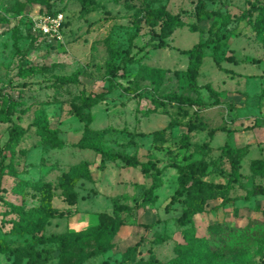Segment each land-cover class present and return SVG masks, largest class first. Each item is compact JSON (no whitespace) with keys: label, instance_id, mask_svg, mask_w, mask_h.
<instances>
[{"label":"rangeland","instance_id":"rangeland-1","mask_svg":"<svg viewBox=\"0 0 264 264\" xmlns=\"http://www.w3.org/2000/svg\"><path fill=\"white\" fill-rule=\"evenodd\" d=\"M197 1L96 0L94 10L88 13L81 10L78 0H0V18L8 19L0 23V100L9 94L20 101L12 119L26 130L12 150L3 152L5 164L16 169L17 175L5 174L1 178L0 194L7 201L31 207L38 204L39 194L29 183L40 179L51 181L53 206L69 211L50 220L44 228L48 241L37 244L30 235L10 232L8 219L15 214L7 213V206L0 203V240L21 248L49 249L52 253L57 247V235L97 223L98 212H112V204L120 202L132 208L123 215L125 224L107 251L83 264H132L150 257L162 262L173 260L178 255L175 246L182 241L184 228L176 221L183 210L182 203L176 201L169 210L165 209L178 188V172L173 164H184L186 156L193 152L196 159L211 163L207 180L226 183L229 161L220 158L212 165L226 142L233 147H245L247 156L240 161L244 177L234 182L227 193L236 197L233 202L217 206L220 199L210 200L203 212L194 215L196 233L205 235L208 224L216 220L225 219L241 227L249 217L261 219L254 207L264 206V194L248 199L243 196L256 184L264 187V177L252 174L248 167L250 160L262 157L264 150V45L256 39L249 24L233 21L228 25L232 33L219 43L217 55L216 49L206 50L197 77L201 87L191 89L185 76L189 57L183 51L204 40L209 25L216 19L213 16L198 23ZM204 1L206 10H219L233 17L249 8L253 0ZM148 3L152 7L165 4L170 13L181 14L184 25L165 40L167 45L147 44L152 30L144 21H137V14ZM53 11L63 13L65 25L60 38L49 39L39 33L36 22ZM132 35L135 46L131 51L143 47L137 52L141 59L127 63L124 77L115 78L118 86L82 112L89 115V126L100 133L101 141H95L98 146L133 155L141 162L150 160L162 170L161 186L154 192L157 198L151 202H141L151 176L140 166L106 160L101 167L97 152L73 146L83 136L86 120L80 119L72 105L81 104L82 88L86 94L108 89L106 62L114 52L125 55ZM30 66L35 72L25 75L18 72L19 68ZM76 69L82 70L78 77L80 84L59 82V76H69ZM168 93L197 99L203 106L197 110L196 106H184L187 111L184 114L168 102V113L160 112L162 107L149 113L148 109L155 105L154 98L164 99ZM194 111L198 113L196 120ZM37 114L46 116L49 125L58 129L64 142L62 147L49 144L35 133L31 123ZM194 120L200 122L201 129L188 131L187 124ZM9 126L0 121V147L7 139ZM186 133L189 145L181 147L180 138ZM83 162L89 164L91 178L76 183L77 201L69 204L58 181L63 172ZM162 236L164 239L159 240ZM140 238L142 242L132 255L127 247ZM55 261L54 252L46 264ZM239 263L264 264V244L248 245L242 252L219 254L196 264ZM0 264L29 263L26 258L0 253Z\"/></svg>","mask_w":264,"mask_h":264},{"label":"trees","instance_id":"trees-1","mask_svg":"<svg viewBox=\"0 0 264 264\" xmlns=\"http://www.w3.org/2000/svg\"><path fill=\"white\" fill-rule=\"evenodd\" d=\"M81 10L91 12L94 10L96 0H78ZM57 12H48L47 14L55 15ZM195 15L197 22L210 20L213 16L216 19L211 22L207 31L208 36L204 40L195 43L190 49L183 52L188 54L189 62L185 72V76L189 86L193 90L201 87L197 83V77L200 68L203 64L205 52L208 48L214 50L215 56L218 51L219 43L225 40L232 31L228 25L235 22L245 21L250 25L255 33L256 39L264 45V3L259 0H253L249 8L242 11L239 15L231 17L228 14H223L219 10H206L204 0H198L195 6ZM7 18H0V23L7 22ZM137 21H144L149 28L150 38L147 44H156L158 46L167 45L168 39L176 28L184 25L181 19V14H172L166 9L165 4H159L157 7H152L151 4H146L139 9ZM62 25L65 23L63 21ZM158 27L159 31L154 28ZM198 30V28H194ZM40 33V32H39ZM135 35L130 36L129 45L122 57L121 52L112 53L106 62V79L108 89L104 92L85 93L84 88L80 92V105H72L75 113L81 120H86L84 125V133L81 139L74 143L73 146L78 148H89L97 152L101 156V167L106 160L121 161L125 166L137 167L140 166L145 172L151 176L150 186L143 191L141 202L154 201L157 196L155 190L161 186L160 174L162 172L152 161L141 162L135 156L113 152L112 150L98 146L95 141L100 142V133L94 131L89 126V115L82 112L83 108H90L95 103L103 100L105 94L118 86L116 77H124L125 66L127 63L138 62L141 57L137 56V52H132L133 39ZM230 59V57H227ZM119 59V63H115ZM216 62L220 60L215 58ZM18 72L21 75L35 72L34 67L27 69L21 67ZM82 74L81 69H76L69 76H59L58 80L62 83L80 84L79 75ZM204 86L211 90L208 84ZM214 93V92H213ZM215 94V93H214ZM155 105L148 109L149 113L157 112L159 107L160 112L168 113L167 103L175 104L178 112L187 114L186 107L196 106V110L202 107V103L197 99L190 97L168 93L164 99L154 98ZM20 105V101L12 95L6 94L0 100V121L9 123L8 136L4 144L0 147V190L1 178L5 174L16 176L17 171L13 167H7L4 162L3 152L12 150L20 137L25 133V129L16 124L12 115ZM194 119L198 117L197 111L193 112ZM189 122L187 124L188 131L196 128L201 129L200 122ZM34 126L35 133L45 139L49 144L57 147L64 145L63 140L58 135V129L52 128L49 125L48 119L43 114H37L31 123ZM222 129V128H221ZM212 129L211 132H214ZM156 134L160 131H155ZM180 146L187 147L189 145L188 134H184L180 138ZM246 152L245 147H233L227 142L221 148L220 156L212 163L215 165L220 158H226L230 165V175L226 183L213 182L206 179L210 171L208 167L211 163L202 158L196 159L193 152L186 156L184 164H173L178 172V188L171 196L170 201L165 205V209L169 210L171 206L180 201L183 205L181 214L176 218L180 227H184L181 231L182 241L175 246L178 255L168 262H162L155 257H150L147 260L139 259L132 264H196L200 260L214 259L219 254L239 253L252 244H264V206L256 205L255 210L261 214V219L257 217H249L247 223L243 226L232 225L228 220H216L208 224L207 233L198 235L196 233L194 215L201 213L206 209L210 200L220 199L217 206H224L229 202H233L236 197L228 196V191L233 188V183L240 181L244 176L240 171V161ZM249 168L254 175L264 176V159L253 158L250 160ZM91 173L87 162L80 163L68 171L61 174L58 185L64 196V199L69 204H75L77 201V193L75 185L80 179H90ZM32 189L39 194L38 204L25 207L23 204H15L5 200L0 194V203L7 206V213L15 214V217L8 219L10 223V232L22 235H30L37 244H44L48 239L44 235V228L53 218L65 216L68 210H57L53 204L54 185L51 181L36 180L29 183ZM256 194H264V187L256 184L250 189L243 198H250ZM183 196V197H182ZM182 197V198H181ZM217 206L214 207L217 209ZM219 209V208H218ZM132 208L120 202L112 204V212L100 211L96 214L97 223L79 230H67L60 233L56 237L57 247L55 249L56 261L53 264H83L88 259L99 253L107 251L114 240V237L125 224L123 215L129 214ZM236 215V213H233ZM164 239L160 237L159 240ZM142 240L139 239L135 245L127 247L128 252L136 251ZM52 252V253H54ZM230 252V253H228ZM0 253H9L17 259L26 258L29 264H46L48 256L52 255L49 249H34L21 248L8 244L6 241L0 240ZM131 257V254L130 256ZM240 264V263H239Z\"/></svg>","mask_w":264,"mask_h":264},{"label":"built area","instance_id":"built-area-1","mask_svg":"<svg viewBox=\"0 0 264 264\" xmlns=\"http://www.w3.org/2000/svg\"><path fill=\"white\" fill-rule=\"evenodd\" d=\"M64 15L58 12L55 15L47 14L36 22L39 32L49 39H56L62 36Z\"/></svg>","mask_w":264,"mask_h":264},{"label":"crops","instance_id":"crops-1","mask_svg":"<svg viewBox=\"0 0 264 264\" xmlns=\"http://www.w3.org/2000/svg\"><path fill=\"white\" fill-rule=\"evenodd\" d=\"M245 156H247V155H245L244 154V156L241 158V159H245L246 157ZM255 158H263L264 159V150H263V154H262V157H255ZM253 159V158H252ZM250 163V162H249ZM249 167V166H248ZM249 170H250V168H249ZM250 172H251V170H250ZM252 173V172H251ZM244 176V175H243ZM264 177V176H263Z\"/></svg>","mask_w":264,"mask_h":264}]
</instances>
